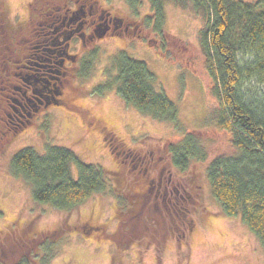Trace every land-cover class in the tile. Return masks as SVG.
<instances>
[{"label":"rangeland","instance_id":"374dc122","mask_svg":"<svg viewBox=\"0 0 264 264\" xmlns=\"http://www.w3.org/2000/svg\"><path fill=\"white\" fill-rule=\"evenodd\" d=\"M141 1L136 15L143 19L150 5L149 0ZM27 2L5 0L8 22L14 25L27 18ZM103 2L130 17L131 8L125 0ZM164 14V28L182 38L187 48L176 45V53L162 55L154 46L153 37L157 34L151 26V30L144 28L140 34L131 30L128 34L105 35L98 40L97 49L90 51L89 70L71 77L73 84L66 87L63 104L44 110L36 124L26 126L0 145V264H12L2 254L1 245L13 229L17 235L41 237L33 243L30 264H264L260 239L240 213L228 215L222 210L211 193L205 171L215 154L232 152L234 148L229 132L219 129L214 120L218 100L210 92L212 80L199 44V31L205 23L202 7L191 0L181 5L166 1ZM78 45L75 50L79 52ZM119 50L146 61L156 76L155 89L164 90L177 106V124L141 112L117 92L116 85L105 91L99 87L104 83L111 57ZM188 129L203 132L202 144L209 155L203 167L194 163L187 174L176 177L195 199L183 202L182 210L172 212L171 217L165 212L162 222V213L157 212L151 199L145 196L137 203L139 197L135 193L142 187L144 169L132 164L137 163L139 156L149 158L152 153L154 158L161 157L154 162L150 175H157L163 165L171 169L169 155L163 149L165 140ZM111 134L122 141L115 142L113 149L104 141ZM47 143L67 146L82 160L102 165L109 176L106 188L70 210L34 199L32 183L10 173L8 164L19 148L29 145L41 153ZM72 169L77 174L74 165ZM144 216L148 226L138 227ZM85 221L95 227L86 229L88 232L66 227L57 237L49 235L44 247V230L64 224L81 227ZM52 248L55 254L46 262Z\"/></svg>","mask_w":264,"mask_h":264},{"label":"trees","instance_id":"16d2710c","mask_svg":"<svg viewBox=\"0 0 264 264\" xmlns=\"http://www.w3.org/2000/svg\"><path fill=\"white\" fill-rule=\"evenodd\" d=\"M166 1L181 5L186 0H149L150 11L142 22L143 30L148 28V32L152 28L157 34L153 37L154 46L164 56H168L169 51L176 53V45L188 47L182 38L164 28ZM191 1L201 6L204 13L199 44L212 80L210 92L218 100L214 120L219 129L229 132L234 148L232 152L215 154L206 166L210 190L226 214H241L264 248V0ZM125 2L131 8V16L138 17L136 12L142 1ZM3 39L0 29V45L4 44ZM88 56L90 53L81 60V75L90 68ZM155 81L156 76L146 61L119 50L111 57L106 78L99 87L105 91L116 85L117 92L141 112L177 124L175 102L164 90L155 89ZM203 135V132L188 129L165 140L163 149L169 155L175 178L187 174L194 163L203 167L209 155L202 144ZM108 139L106 143L110 149L117 141L122 144L112 134ZM8 168L10 173L21 175L32 183L34 199L50 202L60 209L78 206L92 193L103 191L109 180L107 169L102 165L86 162L73 149L53 143H47L41 153L29 145L19 148L10 158ZM177 181L182 190L183 182ZM181 204L177 203L173 209L182 210ZM144 219L148 218L144 216L138 227L148 226ZM66 227L76 228L64 224L44 230V247L49 243L46 242L49 235L57 237ZM11 231L13 233L8 232L3 238L2 254L10 258L12 264H30L31 251L35 249L33 243L40 240V235H17L14 229ZM117 240L121 242L120 236ZM53 249L48 250L46 262L55 254Z\"/></svg>","mask_w":264,"mask_h":264},{"label":"flooded vegetation","instance_id":"af4514ba","mask_svg":"<svg viewBox=\"0 0 264 264\" xmlns=\"http://www.w3.org/2000/svg\"><path fill=\"white\" fill-rule=\"evenodd\" d=\"M103 1L28 0L27 18L12 25L5 14V0H0L4 38L0 45V145L26 126L36 124L44 110L63 104L65 89L73 84L71 77L80 74L82 58L97 49L99 39L107 34L143 31L144 18H126ZM78 43L79 52L75 50ZM101 125L110 131L107 125ZM160 157L154 158L152 153L149 158L141 155L132 165H142L140 169H144L142 187L135 193L139 197L137 203L147 196L165 222V212L171 217L177 211L174 205L194 200L195 195L184 186L180 190L172 168L163 165L157 175H150ZM75 226L85 232L95 227L86 221L81 227ZM161 233L166 235V231Z\"/></svg>","mask_w":264,"mask_h":264}]
</instances>
